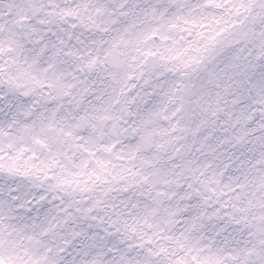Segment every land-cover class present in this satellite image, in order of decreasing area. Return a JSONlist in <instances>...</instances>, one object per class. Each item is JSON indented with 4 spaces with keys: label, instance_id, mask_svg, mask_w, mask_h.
<instances>
[{
    "label": "snow or ice",
    "instance_id": "6c2138e0",
    "mask_svg": "<svg viewBox=\"0 0 264 264\" xmlns=\"http://www.w3.org/2000/svg\"><path fill=\"white\" fill-rule=\"evenodd\" d=\"M0 264H264V0H0Z\"/></svg>",
    "mask_w": 264,
    "mask_h": 264
}]
</instances>
